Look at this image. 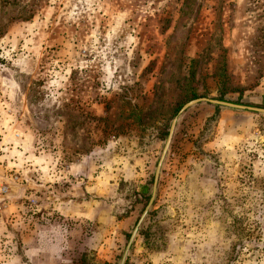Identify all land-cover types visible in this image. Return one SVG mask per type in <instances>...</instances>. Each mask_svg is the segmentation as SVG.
Listing matches in <instances>:
<instances>
[{"label":"rangeland","instance_id":"1","mask_svg":"<svg viewBox=\"0 0 264 264\" xmlns=\"http://www.w3.org/2000/svg\"><path fill=\"white\" fill-rule=\"evenodd\" d=\"M192 94L264 110V0H0V264H119ZM124 264H264L263 112L177 117Z\"/></svg>","mask_w":264,"mask_h":264},{"label":"water","instance_id":"2","mask_svg":"<svg viewBox=\"0 0 264 264\" xmlns=\"http://www.w3.org/2000/svg\"><path fill=\"white\" fill-rule=\"evenodd\" d=\"M199 103H210V104H214V105H221V106H226V107H231V108H236V109H241V110H249V111H256V112H263V109H258V108H253V107H249V106H241V105H236V104H231V103H227V102H222V101H218V100H210V99H206V98H198V99H194L189 101L188 103H186L185 105L182 106V108L179 110L178 114L172 119V122L170 124L169 130H168V134H167V138L164 144V147L162 149L160 158L157 162V166L154 172V176H153V184H152V190H151V194L148 200V203L144 209V211L142 212L133 232L130 235V238L127 242L126 248L122 254L121 260L119 264H124L126 257L128 255V251L130 249V246L134 240V237L136 236V233L138 231L139 226L141 225L142 221L144 220L145 216L147 215L149 209L151 208L154 199H155V195H156V190H157V184H158V179H159V174H160V170H161V166L162 163L165 159L166 153L169 149L171 140H172V136L175 130V126H176V122H177V117L179 115H181L185 110H187L188 108H190L193 105L199 104Z\"/></svg>","mask_w":264,"mask_h":264},{"label":"trees","instance_id":"3","mask_svg":"<svg viewBox=\"0 0 264 264\" xmlns=\"http://www.w3.org/2000/svg\"><path fill=\"white\" fill-rule=\"evenodd\" d=\"M196 97H197V96H196L195 94H192V95H191V99H195ZM179 107H180V106H178V107L175 109V111H178V110H179ZM173 115L175 116V114H173ZM166 132H167V131H165V133H164L165 136H167V134H168V133H166ZM150 185H152V181L150 182ZM146 191H147V189L145 188V189H144V192H146ZM145 197H146V198H145V201H147V200H148V196H147V194H146Z\"/></svg>","mask_w":264,"mask_h":264}]
</instances>
